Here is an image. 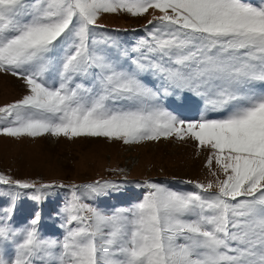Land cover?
<instances>
[{"label": "snow or ice", "instance_id": "6c2138e0", "mask_svg": "<svg viewBox=\"0 0 264 264\" xmlns=\"http://www.w3.org/2000/svg\"><path fill=\"white\" fill-rule=\"evenodd\" d=\"M149 10L131 47L98 31L103 14ZM0 74L26 89L0 106V135L191 140L208 152L214 178L184 182L196 191L145 180L142 199L104 209L85 201L125 185L0 173V196L10 197L0 208V264H264V0H0ZM185 93L203 104L198 119L163 103H183ZM64 188L70 195L52 214L63 234L45 237L39 205ZM25 189L37 209L15 225Z\"/></svg>", "mask_w": 264, "mask_h": 264}, {"label": "rangeland", "instance_id": "374dc122", "mask_svg": "<svg viewBox=\"0 0 264 264\" xmlns=\"http://www.w3.org/2000/svg\"><path fill=\"white\" fill-rule=\"evenodd\" d=\"M258 3L259 0H253ZM151 12L143 17L128 14H103L98 24L122 44L131 47L144 36V26L151 19ZM159 15L158 12L155 13ZM119 30V31H116ZM146 82L153 83L149 78ZM156 83H159L156 81ZM26 94L21 80L10 74H0V106L14 102ZM163 103L186 120L198 119L203 109L201 101L191 94H184V102L174 97H165ZM216 118V114H210ZM208 152L197 150L195 142L161 140L125 145L108 142L104 138L53 137L46 134L39 138L14 139L0 135V173L13 179L41 183L87 184L97 180H110L125 185L122 194L108 199L85 201L104 209L127 207L142 199L146 189L139 187L145 180L166 185L172 189L196 191L185 181L207 183L214 179L206 167ZM214 167V166H213ZM7 192V186L0 185ZM13 224L22 225L31 219L37 204L30 195L32 190H20ZM39 205L41 221L39 231L45 237H59L63 218L53 219L52 214L70 195L67 188L54 189ZM10 197L0 196V208L9 205Z\"/></svg>", "mask_w": 264, "mask_h": 264}]
</instances>
